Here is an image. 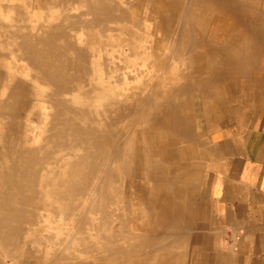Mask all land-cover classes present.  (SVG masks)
<instances>
[{"label": "bare ground", "instance_id": "bare-ground-1", "mask_svg": "<svg viewBox=\"0 0 264 264\" xmlns=\"http://www.w3.org/2000/svg\"><path fill=\"white\" fill-rule=\"evenodd\" d=\"M58 1L60 3V0ZM183 2L184 0H170L171 10L181 8V11ZM104 4V1H96L95 4L88 1L87 5L85 2L90 12L96 11ZM183 10L185 22L183 21L181 26L177 47L174 50L170 47L171 41L176 39L172 38L173 34L169 36L170 33H165L166 37L172 38L171 41L168 39L169 42L165 43L161 53L152 55L153 68L164 69L165 74L170 75L164 83L150 86V91L142 90L147 87L142 84L125 91L115 82L109 86V89L108 86H101V82L94 79L92 68L96 65V57L92 54L93 51L84 52L81 47L77 53L79 58L77 61L75 58L68 60L66 57L64 60L56 58V62L53 57L64 49L54 45V34L49 30L44 32V35H39L37 39H33L38 41L36 47H40V50L32 47L29 51L26 46L29 45L28 42H22L23 52L28 57H34V53L39 57L33 65L40 73L39 81L60 93H69L70 96L61 100L53 96L50 98L49 108L53 113L40 125L39 137L36 131L28 132L27 126L20 123V120L14 124L12 121V119H21L22 116H25V119L29 118L28 107L30 109V105L34 103L38 105L40 102V99L37 100L38 97L33 101L34 98H31L30 94L35 90V94L40 95L41 91L37 92L39 87H34L28 82L18 83L10 86L7 96L2 101L0 99V106L8 100L6 105L8 104L10 112L7 114L0 112V119L10 120L7 123L6 135L9 142L10 139L14 141L8 143L9 148H2L0 145V211H3L0 213V243L3 244L5 251V256L0 258V264H4L6 258H10L11 264H41L40 260L43 261L42 264H149L146 254L141 256L136 251L137 247L138 249L147 247L146 235L152 232L153 219L157 217L152 211L149 213L148 201H166L163 194L169 193L170 184L176 180L174 176L175 179L170 182V170L164 167V160L168 157L169 161L171 159L179 161L181 156L177 148H171L169 145H176L178 144L176 141H183L195 133L191 124L202 118L204 114L210 113L216 102L212 92H217L223 87L226 91L230 89L233 84L221 85L224 79L235 77L237 81L236 76L242 73L244 66L241 60L247 59V52L250 49H255L254 51L259 53L260 45L264 41V0H191ZM173 14L163 16L162 19L167 23L169 28L166 24L165 26L169 32ZM113 20L110 19L111 22ZM60 26L61 24H58L57 27ZM111 26L112 24L106 21L101 28L106 41L115 39L114 28ZM28 33L24 36L22 31L20 38H27L26 36L32 34L29 30ZM88 45L93 47L96 43L89 41ZM141 48V44L138 43L136 50ZM187 51L189 52L186 53ZM138 54L143 56V51L137 53V58H139ZM179 56L186 57V69L172 70L174 67L172 62L177 61ZM68 65L75 72L64 77L63 72L67 68L65 70L63 68L62 72L61 66ZM68 80L69 82L66 83ZM74 83L78 88H75ZM148 84H151V81ZM79 86L83 90L79 89ZM79 97H84L86 101ZM197 110L200 113L197 114ZM25 123L27 125V122ZM152 134L158 139V145L163 144L162 149L157 153L151 143L153 139L150 140ZM3 136L1 135L0 138ZM145 137L149 141L146 146L143 144ZM119 142L121 146L118 147ZM114 145L117 149L116 157L111 170L106 173L99 167L102 158L108 155L110 147ZM112 151L115 154V149ZM175 171L173 170L174 173ZM95 175L100 183L94 187L89 181ZM127 176L130 177V182L127 184L129 190H126L127 194H125L119 181L122 183ZM93 187L98 201L94 204V208L92 204L72 201L84 191L90 192ZM28 190L31 191L30 194ZM113 191L120 192L119 198L106 203L100 201L102 198L107 200L113 196ZM109 203L114 207L107 205ZM172 205L174 206L173 203ZM94 212L100 213L101 216H105V212L107 214L112 212L111 215L115 216L120 228L119 233L113 237L103 234L101 228L96 227L92 221L91 213ZM60 213L70 216L68 219L71 226L70 229L68 228L70 235L66 234V231L57 235L58 242L51 241L43 253L44 251L52 253L53 250L61 247L69 250L78 245L83 248L82 255L87 253V257H92L90 255L94 256L93 253H98L104 257H99V261L94 259L95 262L86 258L83 260L77 258L72 249L71 259L69 254L60 253L52 255L53 257L42 258V255H32L28 251H22L23 249L15 253L8 249L21 239L24 243L32 241L34 244L42 245L40 239L48 225H41L37 229H31L30 225L37 224L42 218L53 221L54 216ZM54 222L58 224L60 219L57 218ZM25 224H29L27 228L24 227ZM118 228L115 229L117 232ZM9 230L11 231L8 232ZM95 231L97 233H94ZM136 232L144 241H133ZM71 234L73 237H69ZM77 234L78 238H76ZM62 236L65 237L61 240ZM93 239H96L97 243L92 242Z\"/></svg>", "mask_w": 264, "mask_h": 264}, {"label": "crops", "instance_id": "crops-1", "mask_svg": "<svg viewBox=\"0 0 264 264\" xmlns=\"http://www.w3.org/2000/svg\"><path fill=\"white\" fill-rule=\"evenodd\" d=\"M260 46L241 60L230 89L212 92L216 102L191 124L195 133L169 145L181 156L164 160L176 180L166 201H148L157 217L147 247L136 251L149 264H264V41Z\"/></svg>", "mask_w": 264, "mask_h": 264}, {"label": "rangeland", "instance_id": "rangeland-1", "mask_svg": "<svg viewBox=\"0 0 264 264\" xmlns=\"http://www.w3.org/2000/svg\"><path fill=\"white\" fill-rule=\"evenodd\" d=\"M63 1L64 0H60V3H59L58 0H0V99L2 101L7 96L10 86H14L18 83L28 82L34 87H39V90L37 89L36 90L37 92L41 91L39 92L40 95L35 94L36 93L35 90H33V92H31L32 94H30V97L34 98L33 101H35L36 98L38 97L37 100L40 99V102L38 103V105L35 103H34L35 105L34 104L30 105L31 107L30 109L28 107V112H30L29 118L27 117L25 119V116H22L21 119H15V120L12 119V121H14L13 124L20 120V123L27 126L26 129L28 132L36 131L38 137L40 135V125L44 123L43 120L44 121L46 119L48 120V117H50V114L53 113V111H51V109L49 108L51 105L50 98L53 96L54 98L61 100L63 98L65 99L69 97L70 95L69 93H66V94L60 93L54 90L52 87L48 86L47 84L45 83L42 84V82L39 81L38 76L40 75V73L37 71L35 66H33L39 57L35 56L36 53H34V57L33 56L28 57L27 54L23 52L24 45L22 44V42L23 43L24 41L28 42L29 45H26V46L29 48V51L31 50L32 47H34L37 50H40V47H36L39 44L38 41H33V39H37L39 35L42 36L44 35V32L49 30L51 31V33L54 34V37H53L54 45L64 49L63 51L58 52L53 57L55 58L56 62L57 60H60V59L64 60V58L66 57H67L66 59L68 60L75 58V60L77 61L79 59L77 53H78V50L80 49L88 53L93 51L92 54L96 57V65L95 67L92 68L93 73H94V79L95 81L101 82L100 84L101 86L103 85L108 86V89H109V86L115 82L118 84L119 88L124 89L125 91L126 89L131 90L133 86L142 84L144 86H147L145 87V89L141 88L142 90L150 91V88H151L150 86L153 87L155 84L164 83V81H166L168 79V76L170 75V74L166 75L165 74L166 72L164 69L159 68L158 70H155L153 68L152 61L154 58L152 55L153 53H157V52L161 53L160 51L162 50V48L165 47V43L169 42L168 39H170L171 41V39L174 37L176 39L174 41H171L172 43L170 47H172L173 50L175 49V47H177V44L179 43L178 40L180 36V31L182 30L181 26H182L183 21L185 22L184 17H185L186 9L185 11L183 9L186 8V6L189 4L191 0H184L183 5H182L183 9L181 11H180L181 8H179V10L172 11L171 10L172 6H170L171 3H169L170 0H154V2H151V0H65L64 2ZM88 1H91V4H95L96 1H104L105 4L100 5V7L97 8L96 11L90 12L88 11L87 6H86ZM85 2H86V5H85ZM31 6L33 8H31ZM79 9L80 11L82 10L81 11L82 13L78 11ZM66 10H68L67 13L65 12ZM77 11H78V14H77ZM122 12L123 13L125 12V13L123 14ZM72 13L74 16H72ZM172 13H174L173 14L174 18L171 20V27H170V32H169V29H167L168 27L167 23H165V21H162V19H163V16H169V15L172 16ZM81 15L83 18H81ZM106 16H110V17L107 18ZM111 18L114 19L113 22L110 21ZM106 21L110 25L112 24L111 27L114 28L113 34L115 35V39H108V41L105 40V36L101 28L106 23ZM53 23L55 24V28H53L54 27ZM38 24H40V26ZM58 24H61V26L57 27ZM165 24L167 27L165 26ZM27 25H30V26H27ZM169 25H170V22H169ZM25 29L27 30L25 31ZM41 29L43 30L39 31ZM28 30L32 34H30L29 36H26L27 38L25 37L20 38L22 31L25 36L29 34ZM57 33H59V35ZM165 33H170L169 36L173 34L172 38L166 37L167 35ZM60 35L61 37L62 36L63 37L61 38ZM64 40L67 44L64 42ZM89 41L96 43V45H93V47L89 46L88 45ZM125 42H126V45H125ZM71 43H72V46H71ZM127 43H129L130 45ZM138 43L141 44L142 48L136 50L138 47ZM131 44H133V46ZM136 44H137V47H136ZM161 44H163V46ZM150 50H152L153 52H150ZM141 51H143V54H142L143 56L138 54L139 58H137V53ZM188 52L189 51H187L186 53ZM91 57L92 55L90 54V58ZM106 57L109 59H107ZM101 58L103 61L101 60ZM104 58L106 60H104ZM185 59L186 57L184 58V57L179 56L177 61L172 62V67L174 66L172 70H176V71L177 69L178 71L185 70L186 69ZM103 63L104 65L106 64V66H104ZM151 63H152V67L150 65ZM63 68L64 70L65 68H67L65 70V72H67L66 74L65 72H63L64 71ZM61 69H62V72L64 73V77H66V75H69L75 72V70L71 68L70 65H68L67 67L61 66ZM232 80H233L232 78L226 77L224 79L223 84L221 85L232 84ZM149 81H151V84H148ZM67 82H69V80L66 81V83ZM74 86L75 88H78V85H75V83H74ZM79 87H80L79 89L83 90L81 86ZM48 93H49V96H48ZM219 93H220L219 95L220 99L228 100L227 93L226 94L224 92L221 93V91ZM198 96L201 97L200 95ZM172 97H174V95H172ZM79 98H81L82 100L83 99L85 100L84 97L83 98L79 97ZM6 102L4 103V105L0 106V112L4 114H7L10 112V109H8V104L6 105ZM11 106H13V103L11 104ZM195 107L198 108L197 106ZM198 113L200 112H198L197 110V114ZM232 115H233L232 112H230L231 117ZM38 116L39 118H37ZM9 121L10 120H7V119H0V137L1 135H4L2 138H0V145L2 146V148H5V147L9 148L10 145L8 143L10 142L14 143L12 139H10V142H9V138L6 135L7 134V129H6L7 123ZM25 122H27V125ZM35 139L37 140V138ZM152 139L154 142V143L151 142L153 149L157 153V151L159 152L162 149L163 144L158 145V139L155 138L153 134L150 137V140ZM115 143L117 146V142ZM147 143L149 144V141H147L145 137L144 143H143L144 146H146ZM11 145L14 146L15 144H11ZM116 146L114 145V147L113 146L110 147V151H108L109 152L108 155L102 158L101 166L99 168L102 171L105 170L106 173L110 171L111 170L110 168H112L113 166V160H114V157H116V150H117ZM119 146H121L120 142H119L118 147ZM114 149H115V154L112 151ZM106 178L108 181L107 176ZM129 178L130 177L127 176L125 180L122 181V183H120L119 181V185L122 186L123 192L125 194H127L126 190H129L128 185H127L130 182ZM89 182H92L95 187V185L100 183V180L95 175L94 177H91ZM94 187L90 190V192L84 191L82 195H78V196H83V197L76 196L72 199V201L85 203L86 205L92 204L94 208L95 206L94 204L98 203V201H96V198H95L96 190ZM28 193L30 194L31 191L28 190ZM119 195H120V192L115 193L113 191V196H111L107 200H103L102 198L100 201H104L105 203L106 201H115L117 197L119 198ZM107 205L114 207V205L111 203ZM102 207L105 210L107 209L104 206ZM2 212L3 211H0V213ZM37 212H39V210H37ZM111 214L112 212L108 214L107 212H105V216H101L100 213H97V212L91 213L93 217L92 221L95 224V226L100 227L102 230V233L108 235L109 237L116 236L120 230V228H118V223L116 222L115 216H112ZM57 218L60 219V222H58V224L54 222ZM69 218L70 216L68 217L66 213H60V215L54 216L53 221L52 219H50L51 221H49V220L42 218L37 222V224L33 226L30 225L31 229H35V228L37 229L41 225H44V224L48 225L45 228L46 230L43 231L42 233L43 237L40 239L43 247L41 244L39 245V244L32 243V241H28V242L26 241L24 243L23 240L21 239L19 241H16L10 247H8V249L14 253L17 250L21 251V249H23L22 251L24 250L28 251L32 255H42V258L46 256L53 257L54 255L59 254V253L62 255L69 254L68 256L70 258L72 257V254H70V252L73 249V251H75V256L77 258H83V260L84 258H86V260H90L92 262H95L93 261L94 259H96V261L97 260L99 261V257H104L103 255L101 256V254L93 253L94 256L90 255L92 257H87L88 256L87 253L85 255H82L83 248H81V246H78V245L74 246L73 248L69 250L68 249L66 250L64 247H61L58 250L57 249L53 250L52 251L53 254L51 252L45 253V251L43 253V250H46V246L50 245L51 241L58 242L57 235L63 234L65 231H66V234L70 235L69 229L71 226L69 225V220H68ZM27 225L29 224H25L24 227L27 228ZM116 228H118V232L115 230ZM10 231L11 230H9L8 232ZM94 233H97V232L95 231ZM137 234L138 233L136 232L135 236L133 237V241L135 242L144 241V239H142L141 237H138ZM64 237L65 236H62L60 239L62 240ZM69 237H73L72 234ZM76 238H78V234L76 235ZM95 241L97 243L96 239H93L92 242L95 243ZM62 242H66V241H62ZM142 253H145V251H142ZM4 256H5V251L3 249V244L0 243V258H3ZM69 258H68V262L71 261L70 260L71 258L70 259ZM42 262L43 261L40 260L41 264ZM52 262L54 263V259L52 260ZM4 264H11L10 258H6L4 261Z\"/></svg>", "mask_w": 264, "mask_h": 264}]
</instances>
